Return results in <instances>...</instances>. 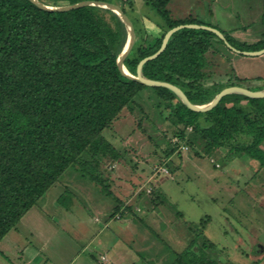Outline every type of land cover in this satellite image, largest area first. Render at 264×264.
<instances>
[{"label": "trees", "instance_id": "1", "mask_svg": "<svg viewBox=\"0 0 264 264\" xmlns=\"http://www.w3.org/2000/svg\"><path fill=\"white\" fill-rule=\"evenodd\" d=\"M39 1L61 6L83 0ZM141 1L162 21L156 36L146 27L137 28V39L124 59L132 74L144 57L160 48L169 29L202 24L193 15L173 14V0ZM125 4L134 10L135 1L120 5L129 15ZM224 34L240 50L264 48V36L254 48L246 49ZM126 40L124 23L107 8L49 11L31 0H0V242L17 230L22 218L71 167L78 165L82 177L115 196L101 163L106 157L118 160L121 153L103 132L146 89L171 108L170 118L181 140L192 128L188 142L197 137L208 155L219 148L230 155L245 153L259 161V172L264 174V98L232 94L209 111H193L170 89L146 86L121 71L117 60ZM219 44L226 45L209 30L180 29L143 71L151 79L179 86L193 103H208L225 87L243 86L233 67L227 72L232 79L226 75L225 83L215 80L220 76L215 68L225 58ZM228 98L234 102L227 103ZM117 210L118 206L114 213ZM215 249L214 244L190 245L175 253L173 264H220L211 254Z\"/></svg>", "mask_w": 264, "mask_h": 264}, {"label": "rangeland", "instance_id": "2", "mask_svg": "<svg viewBox=\"0 0 264 264\" xmlns=\"http://www.w3.org/2000/svg\"><path fill=\"white\" fill-rule=\"evenodd\" d=\"M134 1V10L125 6L135 41L140 27L158 35L161 17ZM193 5L199 22L229 34L246 49L263 40L264 0H199ZM218 47L225 58L215 68L220 74L215 80L227 82L233 67L240 85L264 87L263 54ZM135 101L103 132L121 153L118 160L106 157L101 163L115 196L82 177L78 165L69 168L0 242V264H173L175 253L203 243L215 245L211 254L220 264H264L259 161L224 148L208 155L197 137L188 142L192 128L181 140L171 108L149 89Z\"/></svg>", "mask_w": 264, "mask_h": 264}, {"label": "water", "instance_id": "3", "mask_svg": "<svg viewBox=\"0 0 264 264\" xmlns=\"http://www.w3.org/2000/svg\"><path fill=\"white\" fill-rule=\"evenodd\" d=\"M31 1L33 3H35L36 5H38L40 8L45 9V10H49V11H68V10H72V9H76V8H80V7H84V6H98V7L107 8V9L112 10L114 13H116L120 17V19L124 23L126 30H127V40H126L125 46H124L123 50L120 52V54L118 56V60H117L121 71L125 75L130 77L131 79H134V80H136V81H138L141 84H144L146 86H149V87H165V88L170 89L172 92H174L178 96V98L181 100V102L183 104H185L189 109H191L193 111H196V112L209 111L212 108H214L222 100L223 97H225L227 95H232V94H241V95H245V96H248L251 98H264V89L251 90V89L243 87V86L234 85V86H228V87L223 88L208 103L196 104V103H193L188 98V96L186 95L184 90L182 88H180L179 86H177L173 83L167 82V81L151 79L145 75V73L143 71L144 65L148 61L157 58L166 49L167 44H168L170 38L172 37V35L175 32H177L178 30L183 29V28H195V29L209 30V31L215 33L221 40H223L225 42V44L230 49H232L235 52L240 53L242 55L255 56V55H261L264 53V48L259 49V50H240V49L236 48L227 40L225 34L217 28L207 26L204 24L188 23V24H180L178 26H175V27L169 29L163 37L162 44H161L160 48L155 53L144 57L139 62L138 66H137L136 74H132L125 67L124 59H125L126 55L129 53L131 47L133 46V44L135 42V30H134L133 24H132L129 16L124 12L123 8L120 5L115 4L113 2H108L105 0H83V1H80L77 3H73V4H69V5H61V6L47 5V4H44L43 2H41L39 0H31Z\"/></svg>", "mask_w": 264, "mask_h": 264}, {"label": "crops", "instance_id": "4", "mask_svg": "<svg viewBox=\"0 0 264 264\" xmlns=\"http://www.w3.org/2000/svg\"><path fill=\"white\" fill-rule=\"evenodd\" d=\"M176 1H177V3H176ZM180 0H173L172 1V3H171V9H172V12L174 13V14H176V16H178V17H186V16H188V15H193L194 17H195V14H194V3L196 2V1H199V0H194L193 2H192V4H190V3H186V4H181L180 2H179ZM262 17L264 18V8H263V12H262ZM263 36H264V34H263ZM262 57H263V59H264V53H263V55H262ZM244 87V86H243ZM246 88H249V89H252V88H250V87H247V86H245Z\"/></svg>", "mask_w": 264, "mask_h": 264}]
</instances>
